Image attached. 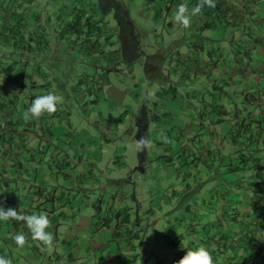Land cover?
I'll use <instances>...</instances> for the list:
<instances>
[{
    "label": "crops",
    "instance_id": "obj_1",
    "mask_svg": "<svg viewBox=\"0 0 264 264\" xmlns=\"http://www.w3.org/2000/svg\"><path fill=\"white\" fill-rule=\"evenodd\" d=\"M36 1L39 2L0 0V206L27 213H47L51 221L49 230L55 239L53 246L47 247L31 239L24 222L15 219L0 222V234H4L0 255L10 257L13 264H17L14 251L24 254V250L39 253L47 264L54 260L58 263L65 260L68 264H117L123 261V251L128 254L137 251L139 230L129 227L131 216L126 208L113 209L115 200L111 209L117 223L111 225L112 219L106 220L102 213L110 203L103 195L92 201L91 195L93 190L101 194L108 191L109 183H113L111 187L116 192L123 181L121 173L127 168L121 149H112L111 157L101 147H95L97 150L86 145L72 130V124L67 123L68 128L60 126L58 105L56 111L45 112L38 118H23L24 110L36 96L47 92L57 94L50 81L29 85L19 80L20 73H25L28 67L34 66L40 73L42 67L49 65L46 60L52 61L43 56L51 40L44 35V41H39L43 34L34 30L43 18L40 12L43 10ZM88 3L79 0L78 6L65 5L53 17L64 25L77 17L89 18L83 14ZM187 3L189 9L196 3L203 5L191 12L195 22L184 28L193 26L194 36L199 34V39L185 43L179 33L163 30L159 46L150 50L156 51L155 54L142 51L139 37L148 34L145 39L149 35L155 38L157 29L149 32L143 22H134L124 13L131 27V39L119 26L115 50L106 51L107 42L93 39L95 34L91 29L86 36L72 35L81 44L83 59L77 63H82L84 68L116 73L126 66L137 87L146 82L157 85L153 97L147 93L146 101L135 108L142 110L135 117L136 147L153 128L154 142L162 153L159 158L171 165L172 173L167 181L173 198L184 196L194 185L193 197L183 202L179 217L167 228L170 234L162 236L154 227L145 230L162 247V252L154 256L157 264H176L186 248L198 245L208 247L215 264H264V0H214V6L205 0H187ZM175 7L171 2L163 8H154V16L147 11V15L141 12L140 17L151 26L165 23L171 27L174 20L179 21ZM164 11L169 21L164 22L161 17ZM117 21L119 24L118 18ZM176 37L177 41L171 43L175 51L169 61L164 60L161 49L168 42L163 39ZM61 41L64 46L66 38L62 37ZM181 44L185 47H179ZM82 72L86 79L88 75L85 70ZM82 86L81 94L98 95L99 102L92 106L93 110L97 109L105 88L95 82ZM27 88L35 90L27 95ZM133 96L137 102L142 99L136 92ZM106 103L111 107L117 105L111 98ZM152 105L159 110L152 109ZM134 107L129 106V110ZM128 111L125 114L129 115ZM70 116L66 113L63 118L68 121ZM122 122L124 118L119 124ZM107 132L105 127L102 130L105 141H109ZM83 137L87 139V135ZM191 137L197 143L188 145ZM145 148L146 145L139 149ZM140 155L138 162L142 165ZM114 157L123 162L118 175L109 168L108 159ZM141 165L133 164L137 169ZM115 192L109 194L117 198ZM21 231L29 236L23 247L11 238V234ZM188 235L194 238L189 244ZM110 238L115 239L116 247L105 258L100 249ZM146 245L154 250L150 244ZM52 248L59 249L60 254L56 251L48 257L46 252Z\"/></svg>",
    "mask_w": 264,
    "mask_h": 264
},
{
    "label": "rangeland",
    "instance_id": "obj_2",
    "mask_svg": "<svg viewBox=\"0 0 264 264\" xmlns=\"http://www.w3.org/2000/svg\"><path fill=\"white\" fill-rule=\"evenodd\" d=\"M87 1L89 3L87 4L88 6L85 8V12H83V14L89 15V18L74 20L71 24L67 25L57 22L54 18L55 12L65 5L75 4L78 6L79 0L36 1L37 6H40L39 8L43 10L40 11L43 18L39 21V23H37V27H35L34 30L35 32H42L43 34V37L38 38L39 41H44V35H46L47 39L51 40L50 48L46 54H43V56L46 55V58L50 57L52 61L46 60L47 65H49L46 66L45 69L42 67L40 73H37L34 66L28 67L25 73H20L21 77L19 80L29 85L33 82L40 84L45 80L50 81L52 83V87L57 91L56 95L60 97L58 102V107L61 110L59 116V123L61 121L60 126L68 128L67 123L72 124V130L78 133L77 135L84 140L86 145L90 144L94 148L101 147L106 150L108 155L111 157H113L112 149H121V155L124 156L125 161H127V168L121 173L123 175V181L116 188L117 198L112 197L111 194H109L111 191L115 192V189L111 187L113 183H109L110 185L107 187L108 191H104L102 194L96 192V190L92 191V201H97L100 195H103L108 203H110V205H106V208L103 209L102 213L104 215L103 218L106 220L112 219L113 223L111 225H115L117 223V219L114 220L112 216L113 209L120 211L126 208V212H128L131 216V223L129 227L139 230L140 236L135 242L138 246L137 251L129 252V254L127 251H123L124 257H121L123 258V261H119L117 264H157V260L154 256H158V253L162 252V247L161 245H158L157 242H155L150 236H147L145 230L154 227L157 231L162 233V236L170 234V232H167V228L174 224L175 218L179 217V214L183 209L182 208L180 210L179 207L184 201L188 202L190 198L193 197L194 192V185H192V189L190 188L184 196L173 198L172 190H170L169 182L167 181L168 175L172 173V169L169 168L171 165L166 163L164 164V162L161 161L164 158H159L162 153L158 151V148L156 147L158 145L154 142L153 128H150L149 133L144 137L148 141L145 144L147 148L141 150L136 147L135 117L137 115H141L142 110L141 108L140 110H135V108L137 107L138 109L139 105L137 104H143L148 95L149 97H153V94H155V91L158 89L157 85L154 84L150 86V84L146 82V85H142L141 88L137 87L135 81H133L129 74L128 67L126 66H121V69L118 70L117 73L104 71L105 69L102 68H98L96 71L89 66L84 68L82 63H77V61L83 59L82 55H80L81 53L79 49V45L81 44L78 43L75 36L72 38L71 36L77 34L80 36H86V33H88L91 29L95 34L93 39H100L101 43L106 41V51H113L115 50L114 44L117 42L116 35L120 32L119 26L121 25V21H123L124 13L129 14V18L134 22H143L145 30L147 29L149 32H151L153 28L157 29V36L155 38L149 35V38L145 39L148 34H142L139 37V41H141L140 49L145 52H151L150 50L152 47L156 49V46L158 45L157 43L162 41L161 32L163 30H168L170 33H179V35L185 39V43H189V41H192L193 38L199 39V34L194 36L193 26H191V28L187 27V30H184L185 25L180 21L176 22L174 20L171 27L167 24L165 25V23L164 25L160 23V26L157 27L151 26V23H149L147 19L140 17L141 12L147 15V11L152 12L154 16V8H163L164 5L168 6L171 2H173V5H176L178 0ZM161 17L164 22L169 21L165 11ZM117 18L120 20L119 24ZM191 19L194 23L195 19L193 17H191ZM100 23L102 24L99 25ZM95 26L97 27L95 28ZM62 37L66 38L64 46L61 45L63 43L61 41ZM175 41H177V37L163 39V42H168L165 46H163V49H161V51L165 53L164 60H170L169 57L171 53L176 49V47L172 46L171 43ZM179 47L185 46L184 44H181ZM155 52L156 51H152L151 53L155 54ZM52 57H54V60ZM16 58L19 57L16 56ZM59 59H62V62H60ZM167 67H169V65H167ZM83 70H85L86 75H88L86 79L82 76ZM141 73L143 75L142 70ZM141 73L138 72L136 74L138 80L141 77ZM79 79L81 80V83H78ZM92 82L102 85L106 92L102 96L101 104H99V107L95 110L92 109V106L97 103L98 95L90 96L89 93L81 94L79 90V87H83L82 85L84 83L89 84ZM109 83H113V85L108 86ZM119 87L120 92L118 91ZM34 90L35 89L27 88L26 94L28 95L29 91ZM133 92H136L139 95L141 94L142 99L137 102L135 100V96H133ZM108 98H111L113 102H117V105L113 107L109 106V104L106 103ZM28 101V98H26V103ZM121 105L122 107H120ZM133 105H135L132 110L134 112L129 110V106ZM122 108H126L125 111L129 110V115L125 114V111ZM149 109H151V107H149ZM152 109L157 111L159 110V108H156L153 105ZM66 113L71 114L70 120L68 121H66V118H63V115H66ZM156 113L158 114L159 112ZM123 118L124 122L119 124ZM105 127L108 128L107 138L109 141H105V138L103 137L104 134H102V130ZM84 135H87V139H84ZM157 139L161 140L159 137ZM190 139H192V141H190L188 145L193 144L194 141L197 143L196 138L191 137ZM182 141H184V138H182ZM96 142L97 144H95ZM139 153L141 154L140 156H142V158H140L142 165L141 162H138ZM152 156L155 158L154 160L152 159ZM118 161L116 158L112 160L108 159V162H110L109 168L113 170L114 173H117V175L120 174L118 171L122 170L123 163ZM134 163L140 164L141 167L138 166L137 169V166H133ZM100 171L104 170L100 168ZM106 183L108 182H105V185ZM208 187L211 189V186ZM113 200H115V207L113 206V209H111ZM188 220L190 221V218ZM181 223L183 226V222ZM3 237L4 234L1 233L0 243L2 242ZM191 241H194L193 236H186V242L189 244ZM146 244L153 246L154 250L151 251ZM115 247V239L110 238L100 251L106 258L108 252L112 250L114 251ZM56 251L60 254V250L55 248H52L46 253L49 257ZM14 252L18 254L17 255L15 253L13 255L14 261L17 264H47L48 262H44V258H40L39 253H36L33 250H29L27 252L24 250V254L19 251ZM184 253L185 252H182V256ZM134 254H136V257L133 256ZM21 259L24 262H22ZM139 260H141V262ZM52 262V264H68L65 260L61 263H58L55 260ZM106 264L109 263L106 262ZM112 264H114V262Z\"/></svg>",
    "mask_w": 264,
    "mask_h": 264
},
{
    "label": "clouds",
    "instance_id": "obj_3",
    "mask_svg": "<svg viewBox=\"0 0 264 264\" xmlns=\"http://www.w3.org/2000/svg\"><path fill=\"white\" fill-rule=\"evenodd\" d=\"M209 6H214V0H205ZM203 5L196 3L194 7L189 9L187 0H179L175 7V16L184 25L191 22V12L199 10ZM60 97L54 92H47L46 94L36 96L30 106L23 112L25 120L38 118L43 113H51L56 111ZM148 141L146 139L139 140L138 148H142ZM11 219L19 220L27 225L30 231L32 240H37L42 245L51 247L54 244V234L50 231L51 221L47 213L37 212H23L16 208H7L0 206V222H7ZM11 238L17 245L23 247L29 239L28 234L21 231L11 234ZM0 264H13L10 257L0 255ZM176 264H215L212 253L205 245H198L195 247L186 248L183 257L176 262Z\"/></svg>",
    "mask_w": 264,
    "mask_h": 264
},
{
    "label": "trees",
    "instance_id": "obj_4",
    "mask_svg": "<svg viewBox=\"0 0 264 264\" xmlns=\"http://www.w3.org/2000/svg\"><path fill=\"white\" fill-rule=\"evenodd\" d=\"M87 16V15H86ZM88 17H86V19H87ZM79 19V17H77V19L76 20H78ZM80 20V19H79ZM124 21V22H123ZM123 21H121V28H122V31L124 32V33H126V36L128 37V38H130L131 39V37H132V32H131V27H130V25H128L127 24V21H126V19H125V15H124V19H123ZM130 43V42H129ZM127 49L128 50H132L131 48H129V47H127ZM1 72V71H0Z\"/></svg>",
    "mask_w": 264,
    "mask_h": 264
}]
</instances>
